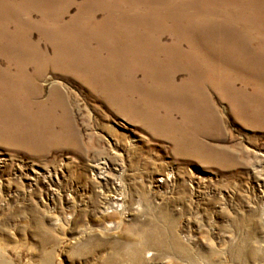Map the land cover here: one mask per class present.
I'll use <instances>...</instances> for the list:
<instances>
[{"label": "rangeland", "instance_id": "1", "mask_svg": "<svg viewBox=\"0 0 264 264\" xmlns=\"http://www.w3.org/2000/svg\"><path fill=\"white\" fill-rule=\"evenodd\" d=\"M0 264H264V0H0Z\"/></svg>", "mask_w": 264, "mask_h": 264}]
</instances>
